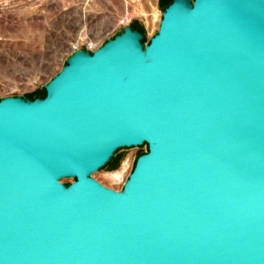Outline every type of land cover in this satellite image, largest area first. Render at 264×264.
<instances>
[{
  "label": "water",
  "instance_id": "water-1",
  "mask_svg": "<svg viewBox=\"0 0 264 264\" xmlns=\"http://www.w3.org/2000/svg\"><path fill=\"white\" fill-rule=\"evenodd\" d=\"M143 39L0 99V264H264V0H169Z\"/></svg>",
  "mask_w": 264,
  "mask_h": 264
},
{
  "label": "rangeland",
  "instance_id": "rangeland-1",
  "mask_svg": "<svg viewBox=\"0 0 264 264\" xmlns=\"http://www.w3.org/2000/svg\"><path fill=\"white\" fill-rule=\"evenodd\" d=\"M168 0H0V99L43 96V86L75 49L98 47L125 25L143 43ZM146 146L121 149L93 178L118 191ZM70 184L71 179L61 180Z\"/></svg>",
  "mask_w": 264,
  "mask_h": 264
},
{
  "label": "built area",
  "instance_id": "built-area-1",
  "mask_svg": "<svg viewBox=\"0 0 264 264\" xmlns=\"http://www.w3.org/2000/svg\"><path fill=\"white\" fill-rule=\"evenodd\" d=\"M100 46V45H99ZM97 47L96 46H89L87 47L85 50H88V51H93L95 50Z\"/></svg>",
  "mask_w": 264,
  "mask_h": 264
},
{
  "label": "trees",
  "instance_id": "trees-1",
  "mask_svg": "<svg viewBox=\"0 0 264 264\" xmlns=\"http://www.w3.org/2000/svg\"><path fill=\"white\" fill-rule=\"evenodd\" d=\"M168 4H169V0H168ZM137 30H138V29H137ZM143 41H144V39H143ZM44 94H45V92H44V90H43V96H33V97L30 98V99L33 100V99L38 98V97L42 98V97H44Z\"/></svg>",
  "mask_w": 264,
  "mask_h": 264
},
{
  "label": "flooded vegetation",
  "instance_id": "flooded-vegetation-1",
  "mask_svg": "<svg viewBox=\"0 0 264 264\" xmlns=\"http://www.w3.org/2000/svg\"><path fill=\"white\" fill-rule=\"evenodd\" d=\"M137 30V29H136Z\"/></svg>",
  "mask_w": 264,
  "mask_h": 264
}]
</instances>
